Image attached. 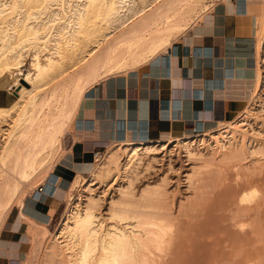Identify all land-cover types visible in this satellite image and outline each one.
Instances as JSON below:
<instances>
[{
  "label": "bare ground",
  "instance_id": "obj_1",
  "mask_svg": "<svg viewBox=\"0 0 264 264\" xmlns=\"http://www.w3.org/2000/svg\"><path fill=\"white\" fill-rule=\"evenodd\" d=\"M221 1L217 5L226 13L237 15L255 5ZM217 5L0 0V88H22L11 105L0 107V228L16 204L22 220L42 229L32 241L46 235L51 215L27 213L25 189L35 175L47 174V183L56 185L47 184L51 196L69 203L52 240L35 247L27 264H264V141L247 138L249 128L260 134L251 121L264 119V0L258 4L253 89L225 120L198 135L114 140L96 163H80L66 191L50 173L65 133L85 128L78 117L90 93L169 55L176 40L194 24L198 32ZM259 98L258 117L253 111ZM175 157L191 166L184 176L186 196L168 188L169 174L178 171ZM165 165L158 182L135 193L139 175ZM112 187L117 198L104 210Z\"/></svg>",
  "mask_w": 264,
  "mask_h": 264
},
{
  "label": "crops",
  "instance_id": "obj_2",
  "mask_svg": "<svg viewBox=\"0 0 264 264\" xmlns=\"http://www.w3.org/2000/svg\"><path fill=\"white\" fill-rule=\"evenodd\" d=\"M222 5L198 32L191 30L175 42L169 55L112 77L90 93L79 110L78 120L86 126L74 133L79 151L74 165L88 163L84 158L114 140L160 141L204 133L249 100L255 76L253 23L249 11L226 13ZM61 184L66 188L67 182L61 179ZM48 191L27 204L28 215L50 214L57 197L51 196L52 187ZM19 214L12 210L0 232V264H23L27 254L28 226Z\"/></svg>",
  "mask_w": 264,
  "mask_h": 264
},
{
  "label": "rangeland",
  "instance_id": "obj_3",
  "mask_svg": "<svg viewBox=\"0 0 264 264\" xmlns=\"http://www.w3.org/2000/svg\"><path fill=\"white\" fill-rule=\"evenodd\" d=\"M236 1H238V0H229L230 4L232 3L233 6H235ZM252 1L253 0H250V3L251 4L254 3L255 5H253V6H251L249 8V22L252 21V23H253L254 44H253V50H252L250 59H252L253 60V63H254V53H255V46H256L255 44H256L257 33H258V19H259L260 14H261V6L258 5L260 3V0H254L253 2ZM221 2H224V0L221 1ZM209 4H211V5H217V4H219V2H218V0H209ZM213 9H214L213 7H210V9H209L210 12L209 13H212L213 12ZM229 13H232V12H229ZM233 14H235L234 11H233ZM194 25H196V24H194ZM194 25H192L191 28L186 32L187 35H188V33L191 30L192 31L194 30V28H195ZM186 33L183 36H185ZM182 37H179L176 40V43L179 42L180 41V38H182ZM260 65H261V72L264 75V61L261 62ZM254 67H255V63H254ZM9 82H13V80L11 79V80H9ZM21 89L22 88L20 87L18 90L15 89V90L10 91L8 89H3L2 90V88H0V107H5V106L11 105L15 101V99H16V96H17L16 94ZM259 97L261 98V100H260V98L258 99V103H256V105L254 106V108L255 107L256 108L253 111V113L254 114H257L258 117L260 115L259 112L261 111V106H262L261 105V102L264 105V92L261 93ZM259 102H260V104H259ZM263 120H264L263 118H258V119L254 120V121L253 120L251 121V127L253 129H255L256 132H260V134L259 135L258 134L257 135L256 134H253L254 132L253 131H250V128H249V134L247 135V138H249L250 141L251 140L256 141V142L257 141L258 142L264 141V124H262L263 123ZM74 130L75 129L68 130L65 133V136H63L64 138H62L61 144H60V155H59V157L57 159V163L58 164H57L55 170H50V173H54L55 175L60 176L61 179H62V182L63 181L67 182L66 188L62 187V185H61V188L64 191H66L70 187L71 182L75 179V177L77 175L76 172L81 167V165H78V164L74 165L75 162L77 161V159L79 158V151H78V148L76 146V144L78 142V139L74 137L75 136L74 133L76 132ZM246 141H245V146L248 145ZM110 145L106 149H104V150L101 151L102 154H104L111 147ZM84 159L88 163H92V165H93V163H96L93 155H91V157L89 156V157H86ZM163 163L166 164V161L163 162ZM166 165L163 166L162 168L157 167V168H155V170H152V171L148 172V174L147 173L146 174L143 173V175L141 174V177L139 175L138 180H135V183H134L135 193L136 194H139L140 190L143 189V187L146 184H148L149 182H158L160 180V178L162 177V172L167 167ZM173 165L175 167V170H178V171L177 172H174L172 174L171 173L169 174L170 182H169L168 188H171V190H170L171 192L173 190H175L176 192L175 191L174 192L176 193L177 197L180 196V194L182 192H183L182 194H184L186 196V194H185V192H186L185 191L186 190V184L184 183V179H185L184 176L188 173L189 168L191 166H185L186 165L185 160L183 158L178 159L176 157L173 158ZM84 176L85 177H88V174H84ZM46 177H47V174H38V175H35L33 177L34 180L32 179L30 181L29 187L26 188L27 190L25 189V192H27V193H25V196H26V204L29 205V204H31L30 201H34V199H35L34 195H38L39 194V193H35V191L38 190L39 187L43 186V187H45V189L47 188L45 190V193H47V191L49 189L47 184L50 185L52 183L50 181H48V183H47ZM178 178L180 179V181L182 183H178L177 182L178 181ZM177 184H179L178 190H176V185ZM52 185H54V184H52ZM106 189L108 190V188H106ZM114 191H115V187H112V188H110L106 192L105 199H104V204H103V207H104L103 209L104 210H107V208H108L107 204L111 201L112 198L113 199H116L117 198L116 197L117 196V192H114ZM72 194L75 195L76 192H74ZM40 195H42V194H40ZM54 201L55 202H53V205H51V210H50L51 212L49 211L50 212L49 215H51V220L49 221V223L47 225L44 226V229H43L46 235L43 236V234H40L39 241L37 243H34L32 241V239H33L34 235L37 234L38 232H40L42 229L39 227V225L37 223H34V226L31 227L28 224V222H26L25 220H23L26 223V225L28 226L27 238L26 239L29 242L28 243L29 244L28 245V251H27V254L25 255V258L23 260V264H27L26 261L30 258L31 254H32V251H33V249L35 247L38 246L39 248H41L43 245L44 246H47V244L50 242V240H52V238H53V236H54V234H55V232H56V230H57V228H58V226H59V224H60V222H61V220H62V218L64 216V213L68 209L69 203L65 199H63V198H61V199L57 198V200H54ZM14 209H19L16 204L13 205L12 210H14ZM4 224L0 228V232H1ZM31 235H32V237H31Z\"/></svg>",
  "mask_w": 264,
  "mask_h": 264
},
{
  "label": "built area",
  "instance_id": "obj_4",
  "mask_svg": "<svg viewBox=\"0 0 264 264\" xmlns=\"http://www.w3.org/2000/svg\"><path fill=\"white\" fill-rule=\"evenodd\" d=\"M101 154H102V152H95L94 155H93L94 159L100 158ZM45 190L46 189L43 186L39 187V189H38V191H39L40 194H44L45 193Z\"/></svg>",
  "mask_w": 264,
  "mask_h": 264
}]
</instances>
